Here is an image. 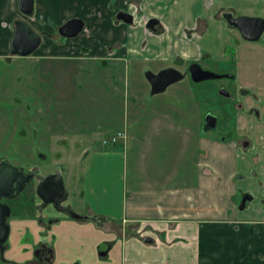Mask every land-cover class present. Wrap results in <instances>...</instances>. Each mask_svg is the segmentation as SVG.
<instances>
[{"label":"rangeland","instance_id":"1","mask_svg":"<svg viewBox=\"0 0 264 264\" xmlns=\"http://www.w3.org/2000/svg\"><path fill=\"white\" fill-rule=\"evenodd\" d=\"M220 2L203 0L202 22L186 34L202 35L198 27L206 24L209 34H204L231 38L232 50L240 53V70L236 69L235 61H214L207 51L196 63L206 71L232 73L234 81L196 84L185 78L152 96L144 78L147 71L157 72L165 65L183 71L190 63L127 59L121 51L126 44L116 42L103 47L106 58H124L125 61L96 60L90 54L93 52L83 46L85 42L80 44L91 35L86 28L81 36L72 40L62 39L55 32L54 39L59 45L67 41L70 44L72 53L68 57L44 59L38 50L28 58L11 57L8 61L0 57V163L5 160L24 172L38 167L42 175L63 166L62 177L69 195L66 205L79 215L86 216L89 206L114 218L121 215L122 195L125 191L128 197L131 195L139 176L158 177L166 180L167 188L183 190L187 186L178 183L192 184L198 163L205 175L193 186L199 194L195 207L204 215L214 213V206L222 204L218 191L224 183L216 165L226 164L225 159L220 160L221 149L214 145L221 143V137L226 135L221 125L229 122L230 130L235 132L240 124L237 112L229 108L230 101L214 91L219 85L231 92L240 87L258 101V107H264V95L256 89L260 80H264V33L256 42L242 38L235 41L231 32L228 33L234 29L218 15ZM143 4L144 0H120V4L112 0L107 6L112 15L117 10L132 14L135 18L132 28L139 25L144 28L143 24L154 17H148L149 9L142 10ZM52 5L56 16L75 10L73 0H52ZM180 15L183 20L188 13ZM48 27L54 31L56 26ZM1 33L0 30V41ZM163 33L160 22L154 35ZM139 50L146 51L144 42ZM243 100L236 98L239 103ZM218 106L228 112L229 118L224 117L223 121L221 116L218 129L204 134L200 128L204 115L207 112L219 114ZM118 132H124L125 138L111 142V137ZM236 137L239 139L235 135L232 139ZM228 140L226 137L225 142ZM228 147H223L225 152ZM37 154L44 158L40 159ZM214 154L218 159L215 160ZM215 180L220 183L214 185ZM34 190L35 183H32L20 195L14 206L15 219L36 214L34 206L39 205V200ZM44 216L60 218L69 225L74 223L51 208L44 211ZM14 229L18 232L12 233L4 244L7 251L0 254V264H9L3 259L15 260V264H122L121 238L113 233L114 228L105 233L89 222L55 227L46 241L45 234L42 237L45 246L54 250L52 263H38L35 259L22 263L31 257L27 256V250L31 252V248L38 246L36 243H32V247L26 245L30 239L26 242L24 236L21 237L24 225L18 224ZM102 239L107 240L95 248L94 244ZM111 242L114 247L106 258L104 252H108ZM98 251L104 253L100 258Z\"/></svg>","mask_w":264,"mask_h":264},{"label":"crops","instance_id":"2","mask_svg":"<svg viewBox=\"0 0 264 264\" xmlns=\"http://www.w3.org/2000/svg\"><path fill=\"white\" fill-rule=\"evenodd\" d=\"M0 1V24L3 23V27L0 26L3 37L0 57L6 58L13 22L21 15L17 0ZM111 1L73 0L75 10L56 16L52 0H34V17L23 21L42 36L37 49L39 56L44 59L68 57L72 53L70 44L68 41L63 45L57 43L54 39L56 27L69 19L78 18L84 21L85 28L91 33L80 44L85 42L83 46L93 52L90 54L96 60L125 61L124 58H106L103 47L116 42L125 43L126 48L121 51L127 55V59L135 61L152 59L163 63L183 61L188 64L200 60L202 53L207 51L214 61L232 60L236 69H241L240 53L232 50L231 38H222L219 34L213 38L204 34L208 33L206 24L198 27L202 35L186 34L202 22L203 0H144L142 10L149 9L148 17L153 16L162 23L164 33L160 36L146 33L141 25L132 28L117 22L115 15L119 10L112 15L107 6ZM115 1L120 4V0ZM219 1L222 2L218 4L219 16L237 13L264 20V0ZM181 13L188 15L182 20ZM50 24L56 26L54 31L48 27ZM230 32L235 41L241 40L237 30ZM143 42L146 44L145 52L139 50ZM256 86L264 95V80H260ZM258 110L264 113L263 106ZM239 123L236 128L241 135L239 139L236 137V140L229 139L228 142L223 139L214 145L221 149L220 160L226 161V164L216 165L224 183L218 191L222 204L220 207L214 206V213L204 215L195 207L199 194L193 186L205 175L198 163L199 171H196L192 184L178 183L187 186L183 190L167 188L166 180L158 177L139 176L129 197L123 191L121 215L118 217L101 214L88 206L87 215L101 220L100 225H93L95 228L105 233L107 229H116L113 233L121 238L122 264H264V120H241ZM247 133L248 137L245 136ZM244 138L248 140L247 146H241ZM226 146L229 147L225 152L223 147ZM214 158L218 159L215 154ZM200 160L198 158L197 161ZM219 183L214 181V185ZM146 239L150 242H145ZM106 240L97 241L95 248ZM110 244L108 252H104L106 258L114 247L113 242Z\"/></svg>","mask_w":264,"mask_h":264},{"label":"water","instance_id":"3","mask_svg":"<svg viewBox=\"0 0 264 264\" xmlns=\"http://www.w3.org/2000/svg\"><path fill=\"white\" fill-rule=\"evenodd\" d=\"M140 2L141 0H136ZM18 11L21 15L32 18L34 16V0H17ZM222 18L228 26L237 30L241 38L247 42H256L264 32V20L261 18L233 17L231 13H224ZM116 19L125 24L132 23V17L124 12H119ZM158 23L157 20L149 21L147 27L153 29ZM14 29L10 39L9 57L28 58L39 48L41 36L36 33L28 24L20 19L13 23ZM84 29V22L78 18H72L60 25L57 29L59 36L67 39L76 38ZM188 72L192 75L195 83L213 79L214 74L204 71L198 64L190 65ZM185 73H180L173 68H166L156 74L146 72L145 78L151 85V95H158L166 91L168 87L181 81ZM232 78V76H227ZM223 96H228L224 90L220 91ZM216 127V117L207 114L202 132L213 130ZM61 167L43 176L37 167L31 169L25 174L21 169L9 164L5 160L0 163V254L4 252V244L9 239L10 227L7 219L10 216V208L2 203L4 199H15L25 189L26 185L33 179L38 181L36 194L44 206L52 205L59 213H66L70 218L80 220L81 215L66 208L63 204L68 200V192L64 186V180L61 175ZM244 204V200H242ZM145 242H150L146 239Z\"/></svg>","mask_w":264,"mask_h":264},{"label":"flooded vegetation","instance_id":"4","mask_svg":"<svg viewBox=\"0 0 264 264\" xmlns=\"http://www.w3.org/2000/svg\"><path fill=\"white\" fill-rule=\"evenodd\" d=\"M119 12H124V11H119ZM118 12V13H119ZM117 13V14H118ZM124 13H126V14H129L131 17H132V23L131 24H125V23H123L122 21H119V20H117L116 19V15H115V20H117V22H119V23H122V24H124V25H126V26H131L133 23H134V16L132 15V14H130V13H128V12H124ZM21 15V14H20ZM34 17V16H33ZM32 17V18H33ZM32 18H27V17H25V16H23V15H21V18H20V20H25V19H32ZM16 20V19H15ZM14 20V21H15ZM151 20H156V19H148L147 21H146V23L145 24H143L144 25V29H145V31L147 30V31H149V32H151L152 34H154V32H156L157 31V27L159 26V21H158V23L154 26V28L153 29H150V28H148L147 27V25H148V23H149V21H151ZM83 21V20H82ZM25 22V21H24ZM84 22V21H83ZM14 23V22H13ZM26 23V22H25ZM27 24V23H26ZM228 25V24H227ZM13 28H14V26H13ZM232 28V27H231ZM57 29H58V27H57ZM57 29H56V35L58 36V37H60V38H62V39H65V40H72V39H67V38H63V37H61V36H59V34H58V32H57ZM84 29H85V23H84ZM84 29H83V31H84ZM82 31V32H83ZM81 32V33H82ZM37 33V32H36ZM80 33V34H81ZM264 33V32H263ZM39 34V33H38ZM79 34V35H80ZM78 35V36H79ZM41 36V35H40ZM77 36V37H78ZM76 37V38H77ZM241 37V36H240ZM75 39V38H74ZM41 41H42V37H41ZM245 41V40H244ZM41 45V44H40ZM7 58V57H6ZM5 58V59H6ZM192 64H197L196 62H192V63H190L189 65H187V67L183 70V71H179V70H177L175 67H173V66H168V65H166V66H161V67H159V70L157 71V72H151V71H147V72H150V73H153V74H156V73H158L159 71H161V70H163V69H166V68H173V69H175V70H177L178 72H180V73H185V76H184V78L183 79H185V78H188L189 80H191L193 83H195L193 80H192V75L190 74V72H188V69H189V67H190V65H192ZM201 68V67H200ZM202 69V68H201ZM202 70H204V71H206L205 69H202ZM208 72H210V71H208ZM211 73H213L214 74V76H216V77H214L213 79H210V80H205V81H202V82H211V81H221V80H230V81H234L235 80V76L234 75H232V73H228V72H226V71H223V72H221V73H219V72H217V73H215V72H211ZM227 76H232V78H229V77H227ZM144 78H145V75H144ZM146 79V78H145ZM182 79V80H183ZM181 80V81H182ZM146 81H147V79H146ZM148 82V81H147ZM180 82V81H179ZM178 82V83H179ZM202 82H198V83H202ZM148 84H149V87H150V95H151V85H150V83L148 82ZM177 84V83H176ZM197 84V83H196ZM172 86V85H171ZM169 88V87H168ZM167 90V89H166ZM221 90H224V91H226L227 93H228V96H223V95H221L220 94V91ZM214 93H216L220 98H222V99H224V100H226V101H230V106H229V108L231 109V110H233V111H236L237 113V117H238V120L239 121H241V120H243V121H250V119H253V120H259V119H261V112L258 110V106H257V104H258V101H256L255 99H254V97L253 96H249L248 95V92H246V91H244L242 88H237V89H235V90H233V92H231V91H228L227 89H226V87H224V86H222V85H219L218 86V88H216L215 89V91H214ZM152 96H155V95H152ZM235 96V97H234ZM243 98L244 100L243 101H240L241 103H239L238 101H236V98ZM218 108H219V114H216V113H210V112H207L205 115H204V119H203V122L201 123V126H200V128L202 129V127H203V125H204V123H205V117H206V115L207 114H211V115H213L214 117H216V127L213 129V130H210V131H215V130H217L218 129V126L220 125V120H221V116H222V120L224 121V117H226V119H228L229 118V116L228 115H226V114H228V112H226V110L225 109H221V107H219L218 106ZM226 121H228V120H226ZM238 121V122H239ZM230 123L229 122H227V123H224V125H221V130L223 131V133L224 134H226V135H224V136H226V137H228V139H232V137L235 135V136H238V137H240L241 135H239V133L237 132V130H235V132H233V130H230ZM209 132V131H208ZM208 132H206V133H208ZM205 133V134H206ZM224 136H222L221 138H223L224 140H225V138L226 137H224ZM246 137H248L249 136V133H247V135H245ZM222 139V140H223ZM239 142H240V140H238ZM248 145V140L246 139V138H244V140L243 141H241V146H247ZM37 156L40 158V159H43L44 158V156L43 155H41V154H37ZM60 166V165H59ZM59 166H57V167H59ZM56 167V168H57ZM61 167V175H63V172H64V168H63V166H60ZM34 168V167H33ZM32 168V169H33ZM38 168V167H37ZM56 168L52 171V172H50V173H47V174H45V175H43V176H46V175H48V174H51V173H53L55 170H56ZM39 169V168H38ZM30 170H28V171H26V172H24L25 174H27L28 172H29ZM63 178V177H62ZM32 183H35V190H34V195L36 196V198L39 200V205L38 206H34V211H35V215H32L31 217H24V216H17L16 217V219H15V214H16V210L14 209V206H15V204H16V202L20 199V195L26 190V188L30 185V184H32ZM37 185H38V181L36 180V179H33V180H31L27 185H26V187H25V189L18 195V197L17 198H15V199H12V200H10V199H4V200H2V203L3 204H5V205H7L9 208H10V216H9V218L7 219V224L9 225V227H10V235H9V237L11 236V234L12 233H16V232H18V229H14V227L16 226V225H18V224H22V225H24V229L22 230V236L21 237H23L24 236V240H26V242H27V240H29L30 239V241L29 242H27L26 243V245H30L31 247L33 246V244L32 243H36L35 245H37L38 246V248H36V249H33V248H31V252H28V250H27V252H26V254H27V256H29L30 258L29 259H24V261H22V263H28L30 260H37L38 261V263L39 262H42V261H45V262H47V263H49V262H53L54 261V250L53 249H50V248H47L46 246H45V242L44 241H46L47 239H48V237L49 236H51V233L53 232V230H54V228L55 227H57V226H64V227H68V226H72L73 224H80V223H84V222H89V223H92V225H94L95 227L96 226H98V225H100V223H101V220L100 219H98V218H94V217H90V216H88V215H86V216H83V215H81L82 217H86V218H82V219H80V220H75V219H72V218H70L69 217V215H67L66 213H62V214H64V215H66L69 219H70V221H72V222H74V223H72V225H69L65 220H62V219H60V218H56V217H51V218H46L45 216H44V211L47 209V208H51L52 210H55L54 208H53V206L52 205H47V206H44L43 204H42V202H41V200L38 198V196H37V194H36V189H37ZM63 206L64 207H66V208H69L67 205H66V202L63 204ZM70 209V208H69ZM56 211V210H55ZM57 212V211H56ZM19 213H22V212H19ZM59 213V212H58ZM14 226V227H13ZM45 234V235H44ZM43 235H44V237H45V239H44V241L42 240V237H43ZM35 236H37V237H35ZM53 237H54V235H53ZM55 237H57V236H55ZM58 237H59V234H58ZM5 249V248H4ZM5 251H7L6 249L4 250V253H5ZM99 252V251H98ZM104 253L103 252H99L98 253V257L100 258L102 255H103ZM2 256V255H1ZM3 260H5L6 261V263L8 262L9 264H15V260H9V259H3Z\"/></svg>","mask_w":264,"mask_h":264},{"label":"built area","instance_id":"5","mask_svg":"<svg viewBox=\"0 0 264 264\" xmlns=\"http://www.w3.org/2000/svg\"><path fill=\"white\" fill-rule=\"evenodd\" d=\"M121 137L125 138V134H124V132H118V133H116V135L112 136V137H111V142L115 143V142H117L118 139L121 138Z\"/></svg>","mask_w":264,"mask_h":264}]
</instances>
